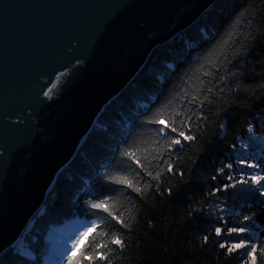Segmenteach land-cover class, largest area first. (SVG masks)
<instances>
[{
    "label": "trees",
    "instance_id": "trees-1",
    "mask_svg": "<svg viewBox=\"0 0 264 264\" xmlns=\"http://www.w3.org/2000/svg\"><path fill=\"white\" fill-rule=\"evenodd\" d=\"M223 2L219 3L223 11L214 15L217 22L213 32L207 36L205 33L203 40L177 54L174 67L156 88L149 106L130 120L89 190L72 201L77 216L88 215L82 220L83 227L92 220L99 225L82 245L86 254L93 256L102 251L106 257L84 260L83 264H264L262 202L254 196L240 202L233 198L251 191L247 185L210 195L222 183L238 180L241 171H261L239 165L240 159H264V0ZM158 55L169 60L167 55ZM150 56L153 60L154 55ZM193 96L197 100L188 103ZM120 106L121 100L117 108ZM112 110L109 115L115 113ZM178 110L188 119L185 126L183 119L176 118L179 130L196 138L182 140V147L168 149L166 141L155 132L158 125H140L142 118H153L158 111L171 120ZM121 141L123 146L139 149L136 154L145 166L143 170L121 157ZM244 143L249 144L247 156L243 155ZM169 163L173 166L171 172L167 170ZM229 163L233 168H225L223 175L216 171ZM106 173L127 177L133 187L108 184L103 179ZM228 175L234 180L228 181ZM56 189L54 186L52 191L56 193ZM105 195L111 197L110 208L122 224L106 213L92 215L93 210L84 203ZM74 196L66 195L67 201ZM60 197L55 195L56 200L50 204L59 206ZM245 215L251 217L244 222L248 229L244 235L256 245L254 261L247 255L252 251L250 245L228 252L220 244H230L231 238L215 233L216 227L239 225ZM113 236H118L122 245L111 243ZM98 243L106 247L98 249Z\"/></svg>",
    "mask_w": 264,
    "mask_h": 264
},
{
    "label": "water",
    "instance_id": "water-1",
    "mask_svg": "<svg viewBox=\"0 0 264 264\" xmlns=\"http://www.w3.org/2000/svg\"><path fill=\"white\" fill-rule=\"evenodd\" d=\"M212 1L0 0V249L147 53Z\"/></svg>",
    "mask_w": 264,
    "mask_h": 264
},
{
    "label": "rangeland",
    "instance_id": "rangeland-1",
    "mask_svg": "<svg viewBox=\"0 0 264 264\" xmlns=\"http://www.w3.org/2000/svg\"><path fill=\"white\" fill-rule=\"evenodd\" d=\"M224 2L226 3V0ZM219 7H220V5L217 4L215 0H213L211 3H209L206 6V8H204L206 13L203 16L199 15L196 18L195 24L187 25L185 30L182 31V32H179V31L176 32L177 34H175V36L170 38L169 43L164 44L162 46H159L157 44L154 45L153 49L151 50L152 53L148 52L147 55L149 53L151 55H154V61L157 60V55L158 54L167 55V58L169 60H175L176 57L178 56L177 54H179V52L181 50L187 48L186 47V45H188V43L186 42L187 39L191 38L192 41H195V39L193 37L197 38V33H196V31L194 29H197V27H195L196 24H200L201 23L199 21H203V26L204 27H208L211 24L212 25L216 24L217 20L215 19L214 15L217 13V11H220V13L223 11V9L220 10ZM204 9H202V10H204ZM189 30H191L190 33H187V32H189ZM183 32H186V33L183 34ZM170 46H174L175 47V51L174 52H170L168 50V48ZM147 64H148V66H147ZM152 64L153 63H151L150 60L148 62H145V65L148 68L146 69L145 65L143 66L145 68V72H144L145 76L144 75L142 76V77H144L143 81L142 80L140 81V79H139V81L138 80L135 81V80L138 79L139 75L143 72L144 69L140 71V73L134 78L133 81L130 80L125 86H123L122 89H121L120 94L117 95V98L121 97V99L123 98V101H125L123 107H121L119 109L120 111H118L119 114H121V116L123 117L121 124L118 125V128L122 124H124L123 122L126 123L127 120H129V118L130 119L132 118L131 113H134V111H135L134 109H136V107H137L134 104V102H137V101H134L131 104V103H129V100L133 99V97L137 93H144L145 91H147L148 89H146V86H148V88H150L149 86H151V82L155 78V76H154L155 74L153 72L155 70V67L154 68H150V66H149V65H152ZM160 73H158V74H160ZM142 82H143V84H142ZM135 84L139 87L138 88L139 90L137 89V86ZM114 97H116V96H114ZM114 100H116V99L115 98H113V99L111 98V101H110L111 104L110 103H109V105L106 104V107H104V108L102 107L103 109L101 108L102 110L99 112V114L100 113H102V114H100L99 117H98V115H99L98 114L97 115L98 118L96 117L91 123V127L93 125V127H92L93 130L91 129L92 130V131H90L91 133H87L85 135L86 137H84V139H83V140H85L88 137L91 138L90 141L88 140L89 142L87 141V143L85 145V147H86L85 150L86 151L85 152L82 151V153L79 156V158H77V161H78V164H79V170H81V172L77 173L76 176L72 175L70 178H68V176H70V174H71V171L68 174V170H67L68 167L66 166L63 169V172L59 173V175L57 176L58 180H60V182H59L60 185L56 189V193H54L52 191L57 196V198H58V196H61L57 200V202L60 204L59 206L56 207L57 211H59L57 214H59L61 212V210L64 211V210H67V209H72L73 203L67 201V199H66V195H69V193H70L68 191V188H66L67 187L66 183L70 182L71 179H77L78 176H82L83 178L85 176L84 180L88 181L87 180V171H86L87 170L86 169L87 163H89L90 165H97L100 161L103 162L104 157H98V156L102 154L103 150L107 151V149H111L108 144H107L108 148H105L102 145V143L105 140V138H106L107 142L110 141L111 136H113L112 134H115V131H116V130H111V129H108V131H105V126L106 125L107 126L111 125L112 123L114 124V122H112V120L114 121V118H116L118 116L116 111L118 110L117 107L119 105V102L116 101L117 103L114 102L112 104V101H114ZM111 108H113L112 111H114L115 113H112L111 115H109L110 113H108V112L111 111ZM127 108L129 109V111H128L129 113L128 114L125 113ZM101 118H106V119L103 120ZM107 122H108V124H107ZM126 126H127V123L124 126H121L120 128L123 129ZM118 131L120 132V130H118ZM103 133H106V136ZM104 136H105V138H104ZM96 141H98V142L96 143ZM114 147H115V144H114ZM99 152H101V153L99 154ZM64 170L66 172H64ZM92 171H94V170H92ZM92 171H90V173H92ZM58 172H59V170L56 173H58ZM84 173H85V175H84ZM252 173H254V172H252ZM95 175H97V172L95 173ZM65 179H66V181H65ZM232 183H234V182H231L230 184H232ZM79 185L82 186V184H80V182L78 181V183L75 184V190H77V191L81 190L79 188ZM85 186H86V184L84 185V187ZM237 186H243V185L236 184L235 187H237ZM56 187H57V185H56ZM46 193H47V191H46ZM53 193L50 194L49 197H47V199L44 202L45 205L44 204H43L44 206L42 205L43 206V208H42L43 211H41L42 213L47 212L49 214V213L54 212L56 210L55 207H51L52 205L50 204L52 199H54L53 197H55V195L51 196V195H53ZM241 193L242 194H240V195L244 194L243 192H241ZM234 196L235 197H233V198L238 200V202H240L241 198H237L236 195H234ZM39 215H37V216H39L37 219L31 218V219L28 220V223L25 224V229H23V230L21 229L18 232L17 236L14 238V241H12L10 243V245L8 244L9 246H8L7 250L4 253H1L3 251V248L0 249V253H1L0 254V262H2V264H17L19 262V257L21 259L22 256L28 255L30 253V247H28V244H30L32 246V244L34 243L35 239H37L36 237L39 234L38 232L42 228V224L43 223L44 224L48 223L47 221H45V218H47V217H44L43 214H39ZM22 228H23V226H22ZM45 237L49 241V242L45 243L46 244L45 250L48 251L49 248H47V247L50 246L51 244H53V242L51 240H55L56 237L52 236V234H50V235L46 234ZM15 242L17 243V246H15V248H13L12 245ZM64 246H66V245H64ZM49 250H51V253L53 252L54 254H57L58 252H62L63 251L62 248H60V246H58L55 249L51 248Z\"/></svg>",
    "mask_w": 264,
    "mask_h": 264
},
{
    "label": "snow or ice",
    "instance_id": "snow-or-ice-1",
    "mask_svg": "<svg viewBox=\"0 0 264 264\" xmlns=\"http://www.w3.org/2000/svg\"><path fill=\"white\" fill-rule=\"evenodd\" d=\"M207 75V73H205ZM210 91V89H209ZM47 95V93H45ZM197 100L196 96H193L191 100H188V103H193ZM203 105H201L202 107ZM143 115V114H142ZM174 117L171 120H168L165 118V115H163L161 112H157L153 118H149L147 120L141 119L140 125L144 124H155L159 127L155 129V132L158 137L163 138L167 143L168 149H173L174 146H183V141H193L196 138L190 134H186V131L179 130L177 126V120L176 118L183 119V122L185 126H187L188 119L185 118V114L181 111H176L174 113ZM223 126V125H221ZM190 131V129H189ZM248 131L250 133H253L252 139H255V134L253 132V129L251 126H249ZM175 134V135H171ZM251 142V141H250ZM264 143V141H262ZM124 142L121 141V149H120V155L122 158H127L128 160L132 161L134 164H136L139 168L142 170L144 169V165L141 163V160L137 157V151L139 149H134L131 145L129 146H123ZM249 144L244 143L242 144V148L245 150L243 153L244 156H247V148ZM235 148V145L232 146ZM264 150V149H262ZM163 155V154H161ZM258 160V162H257ZM238 164L247 167L250 169H260L261 171H257L254 173H245L241 171L239 173V179L234 180V177L232 175L227 176L228 181H233L234 183L228 184V183H222L219 187H217L213 193H210V195H214L216 191H220L221 189L226 190L229 187L235 188L236 184L241 185H247V190L254 189L259 196L264 197V159H254V160H247V159H240L238 161ZM232 169L233 165L231 163L223 165V167L217 168L216 171L223 175L224 169ZM167 170L169 172L173 171V166L171 163L168 164ZM140 173L138 172L137 175ZM148 175H152L151 172L147 173ZM104 181H106L108 184H120L125 185L128 188L133 187V183L130 179L127 177L116 174V175H108L107 173L103 177ZM213 180H216L217 177L213 176ZM139 191V189H136ZM111 200L110 196H103L102 198L97 199H90L88 201H85L84 203L88 206L89 209L93 210L92 215H97V213H106L108 217H111L112 220L116 221L117 223L122 224L123 221L119 219V217L111 210L109 201ZM255 215V213H253ZM222 219V218H221ZM251 219L250 216L245 215L243 217V220L240 222L239 225L233 226V227H227L226 225L224 227H216L215 233L217 236H222L224 238H231L230 244L221 243L220 247L224 248L228 252H232L237 249H247L250 245L252 248V251H248L247 255L253 257L254 261V252L256 250V245L252 243V241L246 237V234L248 229L246 226H244L245 221H249ZM99 225L96 220L90 221L86 226H84L80 231L77 232L74 238L71 239L70 249H66L64 252H62L61 258L64 261V264H83L84 260H104L105 253L102 251H97L93 256H89L86 254L84 248L82 245H84L87 241V238L92 235L93 232H95L98 229ZM207 239V237H205ZM111 243L115 245H122V241L118 236H113L111 239ZM106 247V245L96 244V248ZM2 264V262H0Z\"/></svg>",
    "mask_w": 264,
    "mask_h": 264
},
{
    "label": "bare ground",
    "instance_id": "bare-ground-1",
    "mask_svg": "<svg viewBox=\"0 0 264 264\" xmlns=\"http://www.w3.org/2000/svg\"><path fill=\"white\" fill-rule=\"evenodd\" d=\"M216 1V3L217 4H219L220 2H223V1H225V0H215ZM206 13V11H205V9L204 10H202L201 12H199L194 18H192L188 23H186V25L184 26V27H182V28H180L179 30H177L176 32H182V31H184L185 30V28H186V26L187 25H192V24H195V20H196V18L200 15H204ZM199 22H201L200 24H196L195 25V27H197V29L198 30H202L203 29V31H202V35H200L201 37H199L200 39H198V41H201V40H203L205 37H204V34H205V36H207L208 34H211L213 31V25L211 24L210 26H208V27H204L203 26V21H199ZM198 22V23H199ZM202 26V27H201ZM197 29H194L195 31L197 30ZM190 31L191 30H189V32H187V33H190ZM175 32V34H177ZM186 32H183V34H185ZM175 34H173L172 36H170L169 38H165L163 41H161V42H159V43H156L157 45H159V46H162V45H164V44H167V43H169V41H170V38L171 37H173V36H175ZM185 37V36H184ZM202 38V39H201ZM158 47V46H157ZM168 50L170 51V52H174L175 51V47L174 46H170L169 48H168ZM157 59H158V57H157ZM161 61V56H160V59L158 60V61H154V62H152L153 64L152 65H149V66H151V67H155V64L157 63V62H160ZM147 66H148V64H147ZM146 65H145V68L147 69L148 67H147ZM145 68L143 67L142 69H140V70H138L133 76H132V78H131V80H134V78L140 73V71L141 70H143V72L139 75V77H141V76H143L145 73ZM154 72V74H156V73H160V72H162V68H160V69H156L155 68V70L153 71ZM155 76V75H154ZM138 77V78H139ZM152 77V76H151ZM138 79H136L135 81H137ZM134 87V86H133ZM121 100V98H118V99H116L114 102H119ZM129 128V126L128 127H126L125 129H124V131L126 130V129H128ZM89 131V130H88ZM87 131V132H88ZM123 131V132H124ZM87 133H84L83 135H82V137L80 138V140H79V142H78V144H76V148L72 151V153H71V155H70V158H68V161L67 162H65L63 165H61L60 167H59V172L58 173H56V174H54L52 177H51V179L49 180V184H48V187L46 188V190L44 191V196H43V199H42V201L40 202V204H44V202H45V200L47 199V197H49L50 196V194H52V191H49V190H51L52 189V187H54V186H59L60 185V180H58V178H57V176L59 175V173H61V172H63V169L67 166L68 168H67V170H68V174L70 173V171H71V174H70V176H68V178H70L72 175H77V173H79V172H81V170H79V164H78V161H77V158H79V156L81 155V153H82V151L83 152H85L86 150V147H85V145H86V143H87V141L89 140L90 141V139L91 138H86L85 140H83L84 139V137H86L85 135H86ZM113 135V134H112ZM106 136V135H105ZM106 139V138H105ZM88 141V142H89ZM98 141H96V143H97ZM110 148L111 149H109V150H113L114 149V144L116 145V142H117V136H115V135H113V136H111V138H110ZM79 145V146H78ZM87 167L89 166V163H87V165H86ZM79 170V171H78ZM64 172H66L65 170H64ZM66 180V179H65ZM78 183V181H77V179H71V181L70 182H67L66 183V185H67V187L66 188H68V191L70 192L69 194H71V193H74V191H75V184H77ZM79 188L80 189H82V187H81V185H79ZM66 190V189H65ZM46 191L48 192L49 191V193H46ZM53 196V195H52ZM54 198V197H53ZM53 200H56V198H54V199H52V201ZM263 203V202H262ZM45 205V204H44ZM43 205V206H44ZM43 206L42 205H39L30 215H29V218H28V220L29 219H31V218H34V219H37L40 215L39 214H43L44 215V217H47V218H45V221H47L48 223L46 224V227L47 228H50L51 229V227L52 226H50L51 224H53L54 223V225H56L57 224V221H58V211H57V209L54 211V212H51V213H47V212H44V213H42L41 211H40V209H42L43 208ZM63 214V213H62ZM37 215H39V216H37ZM64 215V214H63ZM36 216V217H35ZM88 215L86 214V213H82V215H81V217H79V220H77L78 221V223L80 224L81 223V221L84 219V217L86 218ZM41 218V217H40ZM28 220L25 222V224H27L28 223ZM44 221V222H45ZM67 221V220H66ZM35 223V222H34ZM25 224L23 225V228H22V230L23 229H25ZM40 229V228H39ZM38 229V230H39ZM43 228H41L40 229V231L38 232L39 234L41 233V230H42ZM55 229V228H54ZM37 230V231H38ZM56 232V231H55ZM39 243H40V239H39ZM56 246H57V244H55ZM8 246L9 245H7V247H5V248H3V251L1 252V253H4L6 250H7V248H8ZM13 248H15V246H17V243H14L13 245ZM47 252V257H51L54 253L52 252L51 253V250H48V251H46ZM0 253V254H1ZM12 254V253H11ZM46 254V253H45ZM47 261V259H41V263L40 264H42V262H46Z\"/></svg>",
    "mask_w": 264,
    "mask_h": 264
}]
</instances>
